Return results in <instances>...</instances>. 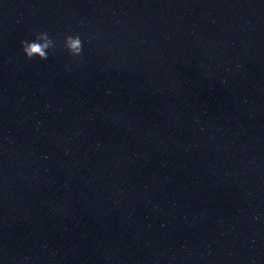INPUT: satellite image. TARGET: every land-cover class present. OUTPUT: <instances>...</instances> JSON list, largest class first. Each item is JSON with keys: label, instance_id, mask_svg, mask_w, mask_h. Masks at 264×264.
<instances>
[{"label": "water", "instance_id": "1", "mask_svg": "<svg viewBox=\"0 0 264 264\" xmlns=\"http://www.w3.org/2000/svg\"><path fill=\"white\" fill-rule=\"evenodd\" d=\"M0 264H264V0H0Z\"/></svg>", "mask_w": 264, "mask_h": 264}, {"label": "clouds", "instance_id": "2", "mask_svg": "<svg viewBox=\"0 0 264 264\" xmlns=\"http://www.w3.org/2000/svg\"><path fill=\"white\" fill-rule=\"evenodd\" d=\"M22 50L28 59L39 57L41 60H47L49 50H54L57 43L47 31H37L34 40H22ZM64 48L72 57L83 55L84 41L79 33L67 35L63 43Z\"/></svg>", "mask_w": 264, "mask_h": 264}]
</instances>
